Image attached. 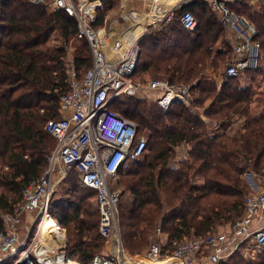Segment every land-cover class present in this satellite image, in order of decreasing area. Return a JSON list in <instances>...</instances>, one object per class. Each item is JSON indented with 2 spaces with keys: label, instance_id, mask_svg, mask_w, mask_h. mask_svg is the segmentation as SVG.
Listing matches in <instances>:
<instances>
[{
  "label": "trees",
  "instance_id": "obj_1",
  "mask_svg": "<svg viewBox=\"0 0 264 264\" xmlns=\"http://www.w3.org/2000/svg\"><path fill=\"white\" fill-rule=\"evenodd\" d=\"M99 1L103 23L121 0ZM226 2L258 31V70L237 78L219 74L234 53L227 26L211 2L193 0L178 10L172 23L139 40L141 56L134 76L145 81L164 74L174 85L192 86L191 107L165 112L154 100L138 96L118 98L110 106L135 123L138 137L148 141L144 156L119 175L120 224L131 257L146 253L161 234L168 238L165 256L175 252V243L229 230L246 214L245 199L252 190L245 175L264 177V100H257L264 76V0ZM186 11L197 20L195 31L180 23ZM53 36L60 45L51 43ZM70 42L82 80L92 66V55L88 42L78 37L75 18L48 4L0 0V232L2 215L16 210L23 190L49 166L57 141L46 126L61 117L60 99L69 86L64 44ZM63 184L61 197L51 200V218L67 232L68 259L93 264L106 243L99 232L100 211L90 203L97 193L81 185L75 168ZM247 248L242 244L220 264H264L247 260Z\"/></svg>",
  "mask_w": 264,
  "mask_h": 264
},
{
  "label": "built area",
  "instance_id": "obj_2",
  "mask_svg": "<svg viewBox=\"0 0 264 264\" xmlns=\"http://www.w3.org/2000/svg\"><path fill=\"white\" fill-rule=\"evenodd\" d=\"M30 1L34 5L48 4L51 10L63 11L76 19L78 37L89 44L92 66L80 80L75 61H66L69 86L60 99L61 117L50 120L46 126L57 144L45 173L23 190L22 201L14 212L2 215L0 261L19 254V264H79L68 259L66 240L63 247L49 249L41 255L36 252L40 231L27 247L21 233L26 213L42 215L40 228L45 218L51 217L50 203L58 191L59 180L73 168L79 172L81 185L97 193L96 203L101 214L99 232L106 241V253L96 255L93 264H220L242 244L249 246L246 251L252 248V257L264 254V177L250 173L246 174L252 189L245 199L246 214L230 230L175 243V252H167L165 256L168 238L163 234L159 242L137 259H132L124 247L121 191L115 184L120 172L144 156L148 141L144 136L138 137L135 123L112 111L110 106L118 98L138 96L154 100L165 112L176 106L191 107L192 86L174 85L162 75L145 81L134 76L141 56L139 40L151 30L175 20L178 10L193 0H175L160 17L156 13L163 11L164 0H153L145 12L124 7L119 18L109 22L106 18L103 23L99 22L103 9L99 0ZM203 1L211 2L221 22L233 34L234 53L225 70L226 76L237 78L249 70H258L262 46L256 27L225 0ZM180 23L187 31L197 28V20L190 11L180 17Z\"/></svg>",
  "mask_w": 264,
  "mask_h": 264
},
{
  "label": "rangeland",
  "instance_id": "obj_3",
  "mask_svg": "<svg viewBox=\"0 0 264 264\" xmlns=\"http://www.w3.org/2000/svg\"><path fill=\"white\" fill-rule=\"evenodd\" d=\"M123 1L124 0H121V2H120V4H118V6L117 7H115V9L114 10H112L110 13H108V16L106 17L107 18V20H108V22L111 20H114V19H116V18H119L120 17V13H121V4L123 3ZM153 0H133V1H131V4L132 5H130V6H132L133 8H136V9H138V10H140V11H148L150 8V4H151V2H152ZM250 1V3L252 4V0H249ZM257 2L259 1V0H256ZM128 5V4H127ZM171 6V4H170V2H168V3H166L165 4V6H164V12L169 8ZM127 9H130L128 6L126 7ZM147 9V10H146ZM164 12H162V13H159V14H157L156 13V16L157 17H160ZM151 17L153 16L152 14L150 15ZM154 17V16H153ZM169 23H172V22H167V23H164V24H169ZM164 24H162V25H164ZM138 29V28H137ZM152 31V30H151ZM227 34V38H228V35H229V32H227L226 33ZM61 42L62 41H60V39H58L57 37H55V36H53L52 37V39H51V43L52 44H56V45H60L61 44ZM67 60L66 61H70V60H74L75 61V48H74V46H73V44H72V42H70L69 44H67ZM226 68H227V63H225V64H223L221 67H220V71H219V74L221 75V74H223L224 72H225V70H226ZM156 76H159V75H156ZM156 76H154V77H156ZM162 76H167L168 78H169V76L168 75H164V74H162ZM170 79V78H169ZM259 85V87H257V90H258V92L260 91V95H259V97H257V100H258V102H260L261 100H264V76H263V78H261L260 80H259V83H258ZM133 165V164H132ZM129 169V168H128ZM127 170V169H126ZM68 175V174H67ZM67 175L62 179H60L59 181V184H58V191L56 192V194H54L56 197H61V195H62V192H64V190H65V187H64V180H65V178L67 177ZM255 177V176H254ZM245 181H246V175H245ZM246 183H247V181H246ZM116 188L117 189H119L120 191H121V193H123V187L121 186V184H120V181H119V179H118V181L116 182ZM252 190V189H251ZM86 193V192H85ZM90 203H91V205H92V209H98V206H97V203H96V199H93V200H91L90 201ZM38 217H40V215L38 216ZM37 217V218H38ZM43 217L41 216V219H42ZM46 218H50V217H46ZM45 218V219H46ZM52 219V218H51ZM36 221H38L37 219H36ZM41 222H42V220H41ZM41 225V224H40ZM40 225H39V228H38V230H37V232L39 231V229H40ZM37 226V225H36ZM34 229V228H33ZM33 229H32V231H33ZM35 230V229H34ZM37 232H36V234H37ZM35 237H32L31 239H32V241H33V239H34ZM58 238V239H57ZM51 240V239H50ZM48 240L49 242H50V244H49V249L50 250H52V251H54V249L56 250L57 249V247H62V241L60 240V237H54V239L53 240ZM67 243H68V238H67ZM37 245H39V243H37ZM67 247V246H66ZM248 248H249V246H248ZM104 253H106V244H105V250H104ZM104 253H102V254H104ZM145 254V253H144ZM252 248H250V250L249 251H245V255H246V257L248 258L247 260H263L264 261V254H253V257H252ZM20 258V255L18 256V259ZM132 259H137V258H139V256L137 257V256H135V257H131ZM253 258V259H252ZM18 259H16L15 261H19Z\"/></svg>",
  "mask_w": 264,
  "mask_h": 264
},
{
  "label": "crops",
  "instance_id": "obj_4",
  "mask_svg": "<svg viewBox=\"0 0 264 264\" xmlns=\"http://www.w3.org/2000/svg\"><path fill=\"white\" fill-rule=\"evenodd\" d=\"M131 1H133V0H124L123 1V3L121 4V11H122V9L124 8V7H132V6H130V5H132L131 4ZM157 1V0H156ZM225 1H234V0H225ZM168 2H170V4H171V6L169 7V8H171L172 7V5H173V3L175 2V0H164V6H165V4L166 3H168ZM257 1L256 0H252V3H256ZM128 4V5H127ZM185 6V5H184ZM147 10V9H146ZM162 10H164V7H163V9ZM162 12H164V11H161L160 13H162ZM157 14H159V13H157ZM151 18H153V16L151 17ZM161 27V26H160ZM159 28V27H158ZM135 30H138L137 28H135ZM228 39H229V41L231 42V43H233V34L231 33V32H229V35H228ZM147 79H149V78H147ZM146 79V80H147ZM217 80L218 81H222V79H221V76H218V78H217ZM259 85V84H258ZM257 87H259V86H257ZM204 119L205 120H207L205 117H204ZM37 217H38V214L35 212V213H26L24 216H23V220H24V224H23V226H22V230H21V233H22V238L25 240V247H27V246H29L30 244H31V232H32V227H33V225L35 224V221H36V219H37ZM54 220V219H53ZM62 229V228H61ZM230 230V229H229ZM225 231H228V230H226L225 229ZM62 235L65 237V240H66V245H67V232H66V230L65 229H62ZM63 237V238H64ZM62 238V239H63ZM54 239V237L51 239V240H53ZM50 240V241H51ZM60 240H61V238H60ZM62 241V240H61ZM49 244H50V242L49 241H46V248H45V250H44V253L47 251V250H49ZM24 247V248H25ZM18 256H19V254H17V256L15 257V256H10V257H7V258H5V259H3L2 261H0V264H5L6 263V261H8V264H18L19 263V261H15L16 259H18ZM141 256V255H140ZM13 257V258H12ZM19 260V259H18Z\"/></svg>",
  "mask_w": 264,
  "mask_h": 264
},
{
  "label": "bare ground",
  "instance_id": "obj_5",
  "mask_svg": "<svg viewBox=\"0 0 264 264\" xmlns=\"http://www.w3.org/2000/svg\"><path fill=\"white\" fill-rule=\"evenodd\" d=\"M136 33H138V30H134ZM50 217V216H48ZM40 234H39V239L37 243L36 252H40L41 255H44V250L46 248V241L52 239L53 237H60L62 240V247L65 244V237L62 235V229L58 227L57 223L55 220L50 218H46L44 220V223L42 224L40 228ZM64 237V238H63ZM63 238V239H62ZM58 239V238H57ZM55 250V249H54ZM56 257H53V261L56 262ZM63 256L60 258V262H62ZM150 264H159V262H152Z\"/></svg>",
  "mask_w": 264,
  "mask_h": 264
},
{
  "label": "water",
  "instance_id": "obj_6",
  "mask_svg": "<svg viewBox=\"0 0 264 264\" xmlns=\"http://www.w3.org/2000/svg\"><path fill=\"white\" fill-rule=\"evenodd\" d=\"M19 264V263H18Z\"/></svg>",
  "mask_w": 264,
  "mask_h": 264
}]
</instances>
